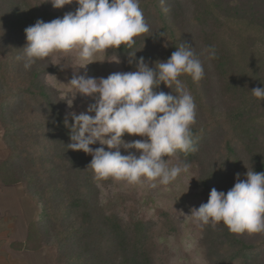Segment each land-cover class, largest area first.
Returning <instances> with one entry per match:
<instances>
[{
    "label": "trees",
    "instance_id": "16d2710c",
    "mask_svg": "<svg viewBox=\"0 0 264 264\" xmlns=\"http://www.w3.org/2000/svg\"><path fill=\"white\" fill-rule=\"evenodd\" d=\"M140 7L150 31L132 49L109 53L131 60L134 68L141 57L154 67L183 42L192 44L204 78L180 79L200 117L191 126L197 151L180 156L206 169L197 180L202 196L208 199L215 187L227 193L237 173L243 180L248 170L264 172V101L251 92L264 87V0H140ZM56 18L40 0H0V125L9 152L0 161V183L25 186L40 205L41 220L30 224L24 245L38 251L53 236L65 264H153L159 250L155 222L132 227L116 214L94 211L99 189L88 169L92 156L67 148L70 128L64 121H73L43 83L52 69L44 59L25 70L17 59L27 43L25 29ZM210 47L214 59L208 58ZM155 91L176 94L175 86L163 83ZM212 144L215 152L208 153ZM155 224L160 239L172 234ZM201 233L210 264H264V234L249 240L222 222L201 227Z\"/></svg>",
    "mask_w": 264,
    "mask_h": 264
},
{
    "label": "clouds",
    "instance_id": "9594fccd",
    "mask_svg": "<svg viewBox=\"0 0 264 264\" xmlns=\"http://www.w3.org/2000/svg\"><path fill=\"white\" fill-rule=\"evenodd\" d=\"M48 2L54 9H62L73 0ZM75 3L79 5L75 12L50 22L37 20L25 29L27 43L17 57L25 70L53 54H75L84 62L81 68H85L101 62L98 58L109 50L132 49L136 38L150 31L140 0H75ZM206 51L209 59L215 58L214 48ZM135 53L129 54L135 57ZM204 75L203 62L188 42L154 67H149L141 57L136 71L114 72L98 80L74 72L67 84L74 90V95L68 96L71 97L67 99L68 105L71 107L77 94L98 99L87 112L70 113L71 125L65 119L71 141L67 148L92 156L88 169L93 170L98 181L147 184L153 189L169 185L189 171L190 165L180 154L187 156L197 151L191 131L196 123L195 100L180 77L189 76L193 82H199ZM162 83L169 89L175 86L176 94L155 91ZM251 92L257 100L264 101V87ZM125 134L145 139L128 142L123 139ZM97 142L108 150L93 149L91 146ZM121 148L127 154H121ZM170 158L176 161L172 166ZM236 177L227 193L213 188L208 202L198 209L191 208L188 216L201 227L215 228L222 222L234 234H264V172L248 170L245 179L241 180L239 173Z\"/></svg>",
    "mask_w": 264,
    "mask_h": 264
},
{
    "label": "rangeland",
    "instance_id": "374dc122",
    "mask_svg": "<svg viewBox=\"0 0 264 264\" xmlns=\"http://www.w3.org/2000/svg\"><path fill=\"white\" fill-rule=\"evenodd\" d=\"M40 1L58 18H62L68 12H75L79 7L75 0L62 9H54L48 0ZM98 59L101 62L91 63L85 68H81L84 66V62L80 61L75 54H53L46 58L45 64L52 70L43 77V83L50 93L53 92L56 95L57 101L66 114L87 112L88 107L95 104L98 99V96L84 97L77 94L71 107L68 105L67 99L71 98L68 96L74 95V90L67 84L74 72L80 75L86 74L98 80L102 77L106 78L114 72L137 70L129 60L124 62L120 56L114 53L108 52L107 55ZM116 59L119 60V63L112 62ZM103 60L106 61L103 62ZM214 97L217 104V98ZM91 115L94 116V113ZM199 121L200 117L196 115V123ZM123 139L130 142L145 138L125 134ZM94 145L97 148L104 147L106 151L108 150L107 146L100 145L99 142ZM209 148L208 153L215 152L214 144ZM120 151L121 154H127L123 148ZM175 163V159H171L170 166ZM189 165L187 173H181L174 182L169 185H158L155 189L148 187L147 184L132 186L112 179L98 181L99 195L94 202V211L98 213L100 209H103L105 213L116 214L124 221L131 223L132 227H137L140 223L161 222L164 228L171 229L172 234L165 236L164 240L160 239L158 236L162 233L157 235L159 227H156L154 223V233L156 234L154 237L158 242L159 250H156L157 257L153 264H210L205 259L204 250L201 247V226L195 224L188 216L191 208L198 209L202 203L208 202L209 198L203 197L197 186V180L205 176L206 169L201 167L198 161H193ZM216 189L218 190V188ZM23 190L25 196L29 197L25 186H23ZM29 200L30 202H25V219L32 220L34 215L35 217L27 224V230L32 222L41 220L39 217L40 205L37 204V199L29 197ZM26 233L28 232L25 230L24 237H26ZM244 237L249 240L255 238L253 235L247 234H244ZM25 245H23V255L29 263L37 264L38 261V264H65L63 255H60L56 250L58 245L56 237L47 238L41 250L32 251L37 252L35 254H31V250L27 249Z\"/></svg>",
    "mask_w": 264,
    "mask_h": 264
},
{
    "label": "crops",
    "instance_id": "0c3cea01",
    "mask_svg": "<svg viewBox=\"0 0 264 264\" xmlns=\"http://www.w3.org/2000/svg\"><path fill=\"white\" fill-rule=\"evenodd\" d=\"M8 154L0 125V161L7 159ZM26 197L21 184L5 186L0 183V264H32L23 255L27 238L24 232H28L27 224L35 217L32 220L25 219V202H30L29 197ZM30 252L35 254L38 251Z\"/></svg>",
    "mask_w": 264,
    "mask_h": 264
}]
</instances>
